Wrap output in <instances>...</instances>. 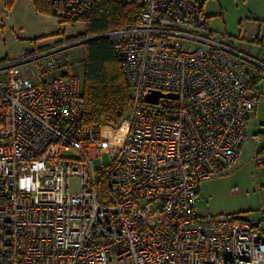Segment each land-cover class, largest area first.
Listing matches in <instances>:
<instances>
[{"label":"built area","instance_id":"built-area-1","mask_svg":"<svg viewBox=\"0 0 264 264\" xmlns=\"http://www.w3.org/2000/svg\"><path fill=\"white\" fill-rule=\"evenodd\" d=\"M95 1L49 0L84 28ZM113 1L139 10L98 36L130 90L120 123L83 122L68 44L0 64V264H264L258 223L197 211L201 183L242 154L264 58L233 57L202 1ZM155 91L176 98L146 102Z\"/></svg>","mask_w":264,"mask_h":264},{"label":"rangeland","instance_id":"rangeland-1","mask_svg":"<svg viewBox=\"0 0 264 264\" xmlns=\"http://www.w3.org/2000/svg\"><path fill=\"white\" fill-rule=\"evenodd\" d=\"M218 1L222 4L223 21L232 32L236 30L245 9L264 15V0H250L246 5L242 0L237 4L233 0ZM0 16V61L5 63H13L19 57H26L28 52L54 47L62 38L76 37L85 32L81 23L62 22L51 13H37L29 0H16L11 10L5 9L1 2ZM212 25L215 30L224 33L219 19L212 20ZM80 48L83 49V46L76 45L66 51L76 50L73 59L82 62L84 49L82 51ZM263 81L260 86L264 94ZM263 100L258 108V117L264 125ZM256 124L251 129L250 136L253 138L258 126ZM256 137L264 141V135ZM258 148L253 141L247 140L242 147V154L231 166L203 183L199 203L197 201L199 212L208 210L210 217L235 215L258 222L264 228V164L255 159Z\"/></svg>","mask_w":264,"mask_h":264},{"label":"trees","instance_id":"trees-1","mask_svg":"<svg viewBox=\"0 0 264 264\" xmlns=\"http://www.w3.org/2000/svg\"><path fill=\"white\" fill-rule=\"evenodd\" d=\"M15 1L5 0L7 9H11ZM31 1L37 13L44 15L51 13L49 0ZM138 14L139 10L136 6L121 4L113 0H96L85 32L76 37L62 38L54 45L58 47L77 40L96 37L81 44L84 49L81 98L84 102L83 122L86 125L118 124L130 109L131 94L121 71L119 59L114 54L110 41L98 36L135 24ZM1 27L0 19V29ZM47 49L50 48H38L28 52L25 56L30 57ZM0 63L5 62L2 60Z\"/></svg>","mask_w":264,"mask_h":264},{"label":"crops","instance_id":"crops-1","mask_svg":"<svg viewBox=\"0 0 264 264\" xmlns=\"http://www.w3.org/2000/svg\"><path fill=\"white\" fill-rule=\"evenodd\" d=\"M29 1L31 2L32 8H34L32 1L31 0H29ZM199 1L203 2L205 14L209 20V25H210L211 30L222 36L223 43H225L233 51V53H232L233 57L240 59L243 66H247V65L251 64V62L248 61L245 57L252 59V60H255V61H262V59L264 58V52H263V49L261 48L260 44H258L255 41V38L257 37V35H259L261 33L264 34V15H261L259 13H255L248 8L245 9V12L240 15L241 17L237 22V27H235L236 30L234 32H232L228 29V26L223 21L222 4L218 0H199ZM233 1L235 2V4H237L239 2V0H233ZM242 1L245 2L244 5H246V3L250 0H242ZM1 2H3L5 9H7L6 4H5V0L0 1V8H1ZM7 10H11V9H7ZM0 19H1V16H0ZM214 19L220 20V23H221L222 28H223L222 31L224 33H221L220 31H217L213 28L212 20H214ZM223 34H225V35H223ZM80 49H82V48H80ZM82 51H83V49H82ZM22 59H23V57H19V58L15 59L14 62H18ZM260 83H262V81ZM260 83L256 86V89L262 93ZM262 95H264V94L262 93ZM258 108L255 111V113L253 114V116L251 117L249 127H248V141L249 140L253 141L254 144L257 147H259L256 155L260 154L264 150V141L262 142L259 138L256 137L257 135H264V132H263L264 131L263 130L264 125L262 122L259 121L260 119L258 117L259 116ZM254 123L255 124L258 123V126L256 127V132L254 134L255 138L250 136L251 129L253 128L252 126ZM257 139H259V141H257ZM203 183H201V185L199 186L198 192H197L198 203H199V197L201 195V186L203 185ZM197 211H198L200 216H209L210 217L208 210H206L204 212L203 211L199 212V210L197 209ZM243 219H245V218H243ZM245 220L251 221L249 219H245ZM251 222L252 223H258V222H253V221H251ZM258 225L260 226V223H258Z\"/></svg>","mask_w":264,"mask_h":264},{"label":"water","instance_id":"water-1","mask_svg":"<svg viewBox=\"0 0 264 264\" xmlns=\"http://www.w3.org/2000/svg\"><path fill=\"white\" fill-rule=\"evenodd\" d=\"M95 38L96 37H91V38H87V39H84V40H81V41H76V42L68 44L65 47L69 48V47H73V46H76V45H81V44L86 43L88 40L95 39ZM160 97L171 98V99H175L176 98V96L174 94H162L160 92H156L155 91V92H152L150 94H147L145 96V101L146 102L157 103V100Z\"/></svg>","mask_w":264,"mask_h":264}]
</instances>
